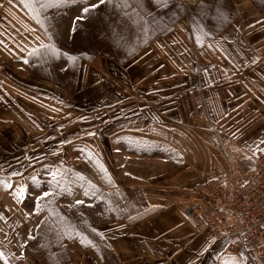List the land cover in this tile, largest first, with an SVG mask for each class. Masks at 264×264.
I'll return each instance as SVG.
<instances>
[{"label": "rangeland", "instance_id": "374dc122", "mask_svg": "<svg viewBox=\"0 0 264 264\" xmlns=\"http://www.w3.org/2000/svg\"><path fill=\"white\" fill-rule=\"evenodd\" d=\"M89 2L42 9L55 54L10 40V25L0 40V251L10 264H177L196 228L224 225L229 196L247 198V241L264 218V0H113L77 19Z\"/></svg>", "mask_w": 264, "mask_h": 264}, {"label": "crops", "instance_id": "0c3cea01", "mask_svg": "<svg viewBox=\"0 0 264 264\" xmlns=\"http://www.w3.org/2000/svg\"><path fill=\"white\" fill-rule=\"evenodd\" d=\"M7 3V1L0 2V5H2L0 7V40L5 37L6 26L10 25L12 28L8 31L14 34L13 37H10V40H22V35L28 33L30 35V41L32 43L36 41V44L31 45V48L36 49L41 47V45H44V39L47 41L45 45H50V42H48V38H46L45 32L43 31V23L37 22L34 18L35 13L30 12L28 8L24 6L22 0H11L8 4ZM7 6L10 7V9H8ZM42 9L44 8H38L39 19L41 16H44L43 14L46 12H42ZM12 29H14V32H12ZM21 47L22 45L19 46V48ZM197 214L198 213L195 212V215ZM200 215H202V213ZM238 215H240L239 212L226 213V218L222 220V224L235 226V224H237L236 216ZM197 216L195 217L197 218ZM213 216L214 211H211L209 217L213 218ZM210 222L216 223L215 226L208 224L204 227H198L193 231L194 235H192V239L188 242L190 243V257L187 258L185 262L181 263H178L177 260V264H204L203 260H199L200 253L206 255V264H224L225 261L232 259L239 260L240 264H264V253L255 254L252 245L242 244L237 232L231 235L221 233L224 225H221L219 220L215 221L213 218ZM201 237H203L204 241L200 247L198 244V238ZM194 243H197V245ZM173 246L174 249L171 250L172 252H170V254L176 256L179 254L178 250H180L182 246H180V243H175ZM200 249H203V252H199ZM209 250L211 251L210 256H208ZM171 258L172 261L176 262L175 257Z\"/></svg>", "mask_w": 264, "mask_h": 264}, {"label": "snow or ice", "instance_id": "6c2138e0", "mask_svg": "<svg viewBox=\"0 0 264 264\" xmlns=\"http://www.w3.org/2000/svg\"><path fill=\"white\" fill-rule=\"evenodd\" d=\"M22 2L24 3V6L26 8H28L29 10H31L33 13H35L34 18L37 20L38 23H42L39 19V10L38 8H49L54 6L55 3L58 2V0H22ZM113 0H98V3H87L84 7H82L81 11L83 13V15L77 17V19L82 20L85 18V16L91 12L92 10L96 9L99 7V5L101 4H105V3H112ZM157 3H161L162 0H156ZM38 6V7H37ZM115 7H131V5L128 3V0H122V3H117L114 5ZM162 6L167 7L168 6V2L167 0H163L162 2ZM180 7H183V5H179ZM138 15V13H137ZM150 15V13H149ZM73 30H75V28H73ZM41 47H46V48H50L51 51L53 52V54L58 52V49H56V47L54 45H41ZM36 51V50H34ZM71 59H75V57H72ZM27 62V61H26ZM90 135H92V133H89ZM262 143H264V141H262ZM258 151H264V149H257ZM15 175V173H14ZM53 175V180H55V173L52 174ZM33 180L35 181V177H33ZM6 188H11L12 185L11 184H5ZM23 192V187H21V189L16 193L17 196H20ZM51 195H54V193L52 192H48V191H43L42 195L39 196L37 199L38 200H43V198L49 197ZM85 195H87V193H85ZM77 203H83V201H77ZM40 210V203L36 204V211L39 212ZM2 218V217H0ZM95 231V230H93ZM83 242V241H82ZM88 243H91V241H88ZM0 260H2L4 262V264H10L9 261V257L5 255V253L3 251H0ZM224 264H240L239 260L236 259H232L229 261H225Z\"/></svg>", "mask_w": 264, "mask_h": 264}, {"label": "built area", "instance_id": "2783aa9c", "mask_svg": "<svg viewBox=\"0 0 264 264\" xmlns=\"http://www.w3.org/2000/svg\"><path fill=\"white\" fill-rule=\"evenodd\" d=\"M238 199L233 198V197H228V200L233 204V209H229V212H239L241 210V206L239 204L240 201H246L247 198L246 196H242L243 198H241L240 196H237ZM257 204H260V208H259V213H261V215L264 217V197L260 196V199H257ZM244 210V209H243ZM224 213H228V212H224ZM246 215L247 217H249V220L252 221H257L259 218V214L257 212H253L252 214H249L248 211H246ZM259 222L261 223L260 226L253 228L250 230V232H247V236H248V240H242L241 239V234L242 229H237V225L232 226V225H228L227 227V232H224L227 235H231V234H235V232H237V234H239L240 239H241V243L246 245H252L254 248V253L256 254V249H257V253H261V250H264V218L260 219L259 218ZM240 225V224H239ZM242 227V226H241ZM245 231V230H244Z\"/></svg>", "mask_w": 264, "mask_h": 264}]
</instances>
